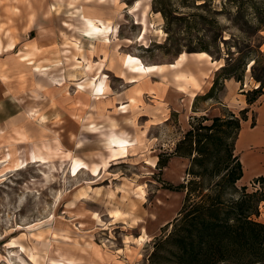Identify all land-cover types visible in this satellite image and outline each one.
Listing matches in <instances>:
<instances>
[{"label": "rangeland", "instance_id": "rangeland-1", "mask_svg": "<svg viewBox=\"0 0 264 264\" xmlns=\"http://www.w3.org/2000/svg\"><path fill=\"white\" fill-rule=\"evenodd\" d=\"M136 3L139 11L131 12ZM84 16L110 22L107 38L87 40ZM262 19L264 0H0V264H175L159 242L182 209L186 193L169 187L189 181L190 159L173 155L160 169V156L169 158L204 117L211 125L249 109L257 124L264 99L247 105L259 85L252 64L243 82L225 83L216 99L200 96L193 105L178 94L184 81L175 76H189L194 66L214 83L238 47L261 45L264 52ZM214 39L222 61L191 57L179 69L168 67L205 42L215 49ZM126 55L167 68L137 80L122 64ZM92 80L104 81L103 94ZM110 130L128 136L124 158L110 159L103 141ZM73 158L88 165L76 175ZM256 180L237 187L263 191ZM260 212L264 223V203Z\"/></svg>", "mask_w": 264, "mask_h": 264}, {"label": "trees", "instance_id": "trees-1", "mask_svg": "<svg viewBox=\"0 0 264 264\" xmlns=\"http://www.w3.org/2000/svg\"><path fill=\"white\" fill-rule=\"evenodd\" d=\"M260 24H264V19ZM244 25L250 26L251 22L244 21ZM219 39L213 40L215 49L205 42L199 51L190 53L205 52L220 62L224 54ZM228 41L222 39L225 45ZM257 49L238 47L235 54H227L226 64L217 71L210 92L201 99H216L227 81L243 82L248 65L252 64L253 78L259 85L248 93L246 101L248 107L255 105L264 96V52L261 45ZM248 112L249 109L243 110L241 117H217L211 125H204L208 121L204 117L191 125L169 158H159L160 169L168 165L173 155L190 159L189 181L169 187L186 193L182 209L172 231L159 242L168 248L175 264H264V223L258 220L264 189L248 193L247 187H237L243 178V166L235 146L242 123L248 121ZM256 182L264 184V177Z\"/></svg>", "mask_w": 264, "mask_h": 264}, {"label": "bare ground", "instance_id": "bare-ground-1", "mask_svg": "<svg viewBox=\"0 0 264 264\" xmlns=\"http://www.w3.org/2000/svg\"><path fill=\"white\" fill-rule=\"evenodd\" d=\"M102 1V0H101ZM138 3H136L131 9V12H137L139 11ZM85 18V25L82 31V34L84 37L92 42H95L97 39L98 34L105 35V38H107V35L112 30V26L110 22H105L100 20L97 16H89ZM147 18V9L142 12V18L140 20V23L142 25L141 33H140V41L143 44H147L146 42V36L149 33L150 27L147 24L146 21ZM159 33H162V31H159ZM0 50H1V43H0ZM188 57H197L201 61H206L211 63L212 65H215L216 62L212 60L211 56L208 53L202 52V53H194V54H187L182 53L178 56L177 61L175 64H171L168 67L171 69H179L181 68L187 61ZM122 64L132 73L136 74L135 79L140 80L142 78H145L151 74L156 73H162L167 66H159V65H150L147 66L144 64V62L133 55H126L122 59ZM177 81H184L185 83H189L190 81H193V78L191 76H188L186 73H178L175 76ZM89 85L95 84L94 92L97 95L103 94L105 91L104 81H99L98 83H95L94 80L88 83ZM258 87V86H257ZM104 145L108 148L109 157L110 159L118 160L121 158H124L127 153V146L130 144V140L128 136L125 134V132L110 130L108 133L104 134ZM102 165L106 166L108 164L107 160H103L101 162ZM85 166H88L86 162L79 158H73L70 163V172L73 175H76L82 168ZM93 173L98 172L99 165L94 164L93 166H90ZM119 212H113V218H117Z\"/></svg>", "mask_w": 264, "mask_h": 264}, {"label": "crops", "instance_id": "crops-1", "mask_svg": "<svg viewBox=\"0 0 264 264\" xmlns=\"http://www.w3.org/2000/svg\"><path fill=\"white\" fill-rule=\"evenodd\" d=\"M191 57H188V61ZM196 61H201L197 57H193ZM187 61V62H188ZM206 62V61H201ZM222 66V65H221ZM199 69L194 66L188 68L187 73L193 78V81L182 84V91L180 94L182 97H186L189 105H193L196 98L205 96L210 88L213 86L211 80L202 77ZM232 80L226 82L227 88ZM257 124L255 128L252 127L251 121L248 120L242 123V128L235 146V153L239 156L243 166V178L244 184H250L252 181L264 177V99H262L260 106L257 109ZM260 115L263 120H261ZM245 142L246 145L243 149L238 150L239 143ZM253 173L249 180L245 181V175Z\"/></svg>", "mask_w": 264, "mask_h": 264}]
</instances>
